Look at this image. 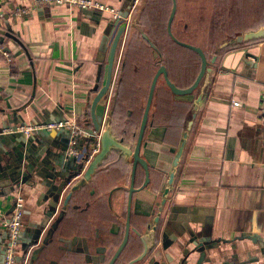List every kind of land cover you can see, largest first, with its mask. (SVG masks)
Listing matches in <instances>:
<instances>
[{
  "label": "crops",
  "instance_id": "crops-1",
  "mask_svg": "<svg viewBox=\"0 0 264 264\" xmlns=\"http://www.w3.org/2000/svg\"><path fill=\"white\" fill-rule=\"evenodd\" d=\"M95 1L115 12H129L122 66L109 100L97 105V113H106L104 124L108 123L113 136L133 147L158 66H166L176 85L187 84L193 72L179 77L175 67H167L165 54H157L142 35L158 44L149 32L157 31L160 21H150L149 6L157 2L161 15L164 0H134L131 7L133 0ZM176 2L172 32L179 40L200 46L209 64L199 86L188 95L171 94L163 77L157 80L140 147L149 181L132 195L129 225L141 234H146L148 223L156 229L161 251L157 258L162 262L166 254L171 264H180L185 249L189 251L186 264H264V39L234 46L226 36L211 50L204 49L207 42L198 35L207 29L190 30L187 4ZM0 13V36H11L0 39V131L11 132L12 126L21 123H55L60 118L75 120L82 131L91 128L90 116L84 114L89 111L94 86L101 84L107 58L102 38L113 13L53 5L19 14L10 1L0 5ZM185 129L183 153L160 205L171 160ZM56 133L51 137L53 145H48L54 151L55 144L64 143ZM82 136L87 138L86 133ZM84 138L76 143L79 148L87 146ZM93 144L89 143L85 154ZM6 149L0 140V167L10 162L12 150ZM131 162L132 157L121 150H109L91 178L70 198L58 239L33 264L107 263L125 231ZM144 178L139 167L135 186ZM17 191L23 198L21 255L30 235L28 224L36 220L45 203L37 206L39 191L24 186L0 198V220L10 213ZM129 236L135 239L131 231ZM194 238H207L210 244L202 261L189 242ZM5 240L6 231L0 224V264ZM141 251L139 244L123 256L136 258Z\"/></svg>",
  "mask_w": 264,
  "mask_h": 264
},
{
  "label": "water",
  "instance_id": "water-1",
  "mask_svg": "<svg viewBox=\"0 0 264 264\" xmlns=\"http://www.w3.org/2000/svg\"><path fill=\"white\" fill-rule=\"evenodd\" d=\"M133 3L134 0L130 3V7L133 6ZM176 7V0H171V8L166 20V32L173 42L197 53L200 60L199 69L191 84L186 87H180L169 78L168 70L164 64L161 63L158 66L150 81L145 106L133 147L126 146L123 140L113 136L108 123L104 124L106 113H103V115L97 113V105L102 104L103 106L105 102L109 100L110 94L114 90L117 54L129 23V12L127 11L124 13L116 12V16L108 18L104 28L102 44L105 45L102 47V51H107L106 63L103 65L101 84L94 86L93 91L95 93L90 101L89 111L84 114L86 118L90 116L91 128L81 131V134L78 136L72 135L71 130L65 127L50 130L43 128L30 131L26 134L18 130V126H25L24 123L12 126V128H10L11 132L4 133L0 131V140L7 146L6 152H8L9 149L12 150L10 153V162L5 167H0V198H7L11 192L28 186L29 188L39 191L37 206H41L45 203L43 211L36 216L35 221L28 224L26 229V232L30 233V235L29 238L25 239L23 242L22 252L29 253L28 264H33L38 260L40 254L49 250L51 248L50 246L58 239L56 233L63 228L61 221L66 214L70 198L85 181L91 178V175L105 159L111 148L119 149L124 154L131 156L132 162L128 189L125 236L112 258H110L106 264H118L115 260L127 244L131 247L132 251L140 244L142 251L138 254L139 256L129 260L126 264H171L172 260L166 254H164L165 260H163V262L159 261L157 258L161 251L156 245V229L148 223L145 225L146 234H141L137 229H132L130 227L129 216L133 193L143 189L149 181V167L147 162L140 156V147L159 76L163 77L166 86L174 95H188L199 86L209 64L207 56L200 46L179 40L172 32V21L175 16ZM1 35L0 39L4 36L11 37L9 33ZM142 35L149 41L156 53L161 56L157 47L149 40L147 35L145 33H142ZM259 39H264V25L231 37L229 43L243 44ZM244 60L250 61L247 57H245ZM97 80H100V76ZM66 120L65 118H60L57 121L65 122ZM39 124L40 123H35L32 125ZM55 133L64 139V143L55 144V148L57 151L59 150L58 152L50 150L48 147L49 144L53 145L51 137L54 136ZM83 133H86L87 138L82 136ZM187 135L188 129L181 132V137L171 160L170 170L167 174V180L161 194L162 200L160 205L164 204L169 186L173 182L175 170L182 156ZM97 137L99 149L93 154L89 162H86L88 153H85L89 147V143H95ZM83 138L88 142L87 146H81L79 148L76 143H80ZM72 141L71 148L78 151L83 150V152L79 153L76 151V155L68 154V146ZM35 144L38 146L35 147ZM83 166L86 167L83 174H81V178L73 183L74 177L78 176ZM139 167L143 170L145 178L144 182L139 187H136V174ZM11 209L12 207L9 211H11ZM129 231L134 233L135 239H130L131 236H129ZM189 242L192 243L194 249L200 253L199 259L202 261L203 251L210 246L207 238H200L199 240H195L194 238L190 239ZM163 248H165V245H163ZM183 253L185 258L180 260V264H186L188 260L189 251L184 249Z\"/></svg>",
  "mask_w": 264,
  "mask_h": 264
},
{
  "label": "trees",
  "instance_id": "trees-1",
  "mask_svg": "<svg viewBox=\"0 0 264 264\" xmlns=\"http://www.w3.org/2000/svg\"><path fill=\"white\" fill-rule=\"evenodd\" d=\"M168 1L170 6L171 0ZM184 1L187 4L186 16L189 29L193 31L201 28L207 29L204 34L209 47L206 48L203 45V48L207 50H211L215 43L221 38L234 35L235 32H244L264 25V0ZM149 8L152 10L148 14L150 21L154 24H156V21H160L159 29H157V31L154 30L155 32L151 31L149 33L158 38V44L155 46L160 54L161 52L165 54L167 67H169V69L172 66L176 67L179 77H184L186 74L193 72L187 84H177V86L186 87L191 84L198 72L200 65L199 56L194 51L176 44L168 36L166 32V17L168 16V9L167 11L164 10V12L159 15V6L157 2H154ZM167 45L172 46V48L169 49L172 51V56H170L169 50L165 48ZM172 79L171 80L176 83V78ZM169 93L173 94L171 91H169Z\"/></svg>",
  "mask_w": 264,
  "mask_h": 264
},
{
  "label": "built area",
  "instance_id": "built-area-1",
  "mask_svg": "<svg viewBox=\"0 0 264 264\" xmlns=\"http://www.w3.org/2000/svg\"><path fill=\"white\" fill-rule=\"evenodd\" d=\"M10 1L16 12L22 14L27 12L36 6H53V5H68L72 7H77L80 9H97V10H108L113 13V16H116L114 9L105 6L95 0H0V5ZM136 1V0H135ZM0 13V17H1ZM1 50V48H0ZM234 102L233 104H237ZM65 127L70 129L72 135L78 136L81 134V129L75 122V120L67 119L65 122H55V123H46L39 125H27L24 127H18L19 131H23L28 134L30 131H35L39 129H59ZM3 132V131H2ZM73 143V141L71 142ZM71 148V147H70ZM68 149L67 153L71 155H76L77 152L74 149ZM99 149L98 137L93 144L91 150L86 156V162H89L93 154H95ZM23 198L17 191L14 194L13 206L10 213L3 219L0 220V224L4 227L6 231V240L4 243V255L2 264H28L29 262V253H23L21 255L19 252V236L20 230L23 225Z\"/></svg>",
  "mask_w": 264,
  "mask_h": 264
},
{
  "label": "flooded vegetation",
  "instance_id": "flooded-vegetation-1",
  "mask_svg": "<svg viewBox=\"0 0 264 264\" xmlns=\"http://www.w3.org/2000/svg\"><path fill=\"white\" fill-rule=\"evenodd\" d=\"M124 43H125V41H123L122 43H121V45H120V48H119V51H118V54H117V59H116V63H115V74H116V71H117V73H118V69H117V66L119 67V63H120V68H121V66H122V60H121V55H122V51H123V49H124ZM126 46V45H125ZM117 62H118V65H117ZM85 167L86 166H83L81 169H80V171H79V174H78V176H80L81 174H83V172H84V170H85ZM94 174V173H93ZM92 174V175H93ZM78 176H76V177H74V179H73V183L74 182H77L78 181ZM128 198V197H127ZM69 208H70V204H68V208H67V211H66V214H67V212H68V210H69ZM66 214H65V216H66ZM63 217V219H62V221L61 222H63L64 220H65V218L66 217ZM65 222V221H64ZM124 236H125V231H124V233H123V238H124ZM122 241H123V239H122ZM121 241V242H122ZM121 242H120V244H121ZM119 244V245H120ZM119 245L117 246V248L119 247ZM117 248L114 250V252L111 254V256H110V258H112V256H113V254L116 252V250H117ZM128 248H130L129 247V245L127 244L124 248H123V250L119 253V255L117 256V258H116V262L117 263H119V264H126L127 262H129V260H131V258L129 259V257H127L126 259H125V254H124V256H123V252L125 251V250H127ZM110 258H109V260H110ZM134 258V257H133ZM132 258V259H133ZM108 260V261H109Z\"/></svg>",
  "mask_w": 264,
  "mask_h": 264
},
{
  "label": "rangeland",
  "instance_id": "rangeland-1",
  "mask_svg": "<svg viewBox=\"0 0 264 264\" xmlns=\"http://www.w3.org/2000/svg\"><path fill=\"white\" fill-rule=\"evenodd\" d=\"M161 3V2H160ZM168 5H169V1L168 0H164V10L165 11H167V9H168ZM252 30V29H251ZM249 31V30H248ZM195 32H197V31H195ZM244 32H246V31H244ZM239 33H243V32H235V34L234 35H229L228 37L230 38V37H233V36H235V35H237V34H239ZM137 35V34H136ZM135 35V36H136ZM202 38H203V41H205V34H202V35H198V39L200 40H202ZM234 45V44H233ZM204 47H206V48H208L209 46L207 45V43H205L204 44ZM117 65H118V62H117ZM174 66H172V68H173ZM119 68V69H118ZM176 68V67H175ZM117 69H118V74H119V72H120V63H119V67L117 66ZM117 72V71H116ZM119 76V75H118ZM115 82H116V75H115ZM117 85V84H116ZM115 91L117 92V89H115ZM114 91V92H115ZM147 93V91L145 92V94ZM114 94V93H113Z\"/></svg>",
  "mask_w": 264,
  "mask_h": 264
}]
</instances>
